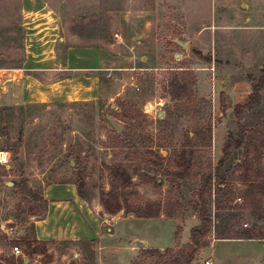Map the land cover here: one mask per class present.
<instances>
[{
	"label": "rangeland",
	"instance_id": "374dc122",
	"mask_svg": "<svg viewBox=\"0 0 264 264\" xmlns=\"http://www.w3.org/2000/svg\"><path fill=\"white\" fill-rule=\"evenodd\" d=\"M70 1L73 15L78 17L74 12L85 7H78L80 0ZM65 9L68 12L71 7ZM88 9L93 21L87 24L86 35H93L94 28H101L105 34L108 21L99 15L111 8ZM202 11L212 17L214 33L209 29L193 38L182 12L165 5L156 46L137 55L139 69L107 76L106 91L96 101L16 105V101L25 100L19 94L14 104H6L0 79V150L10 152L9 163L0 164V255L11 256L10 242L17 241L23 250L20 257L30 264H165L189 242L184 240L190 235L188 228L200 223L192 201L201 177L209 161L216 166L224 147L236 138L239 119L235 107L249 101L252 81L260 77L264 65V0H210L203 4ZM200 15L192 18L193 24L197 25ZM113 39H67L63 44L58 42L59 52L69 45L90 46ZM179 41L188 42V48ZM144 54L148 59H142ZM24 57L19 34L0 38V68L21 65ZM261 97L258 105L241 115V122L250 131L264 125V90ZM134 112L146 114L139 118H144L142 123L129 119ZM209 130L210 146L190 143L195 133L208 140ZM140 136L144 143L137 156L133 145L140 142ZM129 140L131 146L126 147ZM262 152L258 156L253 146L246 158L242 149H231L222 175L237 196L246 188L242 178L247 173L253 180L264 177ZM145 158L152 164L159 163V186L144 185L135 177L140 200L161 199L179 216L163 212L155 218H138L124 211L116 215L104 211L107 215L100 239L56 241L49 243L45 255H24L27 247L22 231L35 238L34 221L47 209V203L39 199L46 187L83 183L85 200L100 203V192L111 189L112 167L141 165L148 171L152 164L142 162ZM247 160L252 164L248 171ZM221 182L217 180L216 184ZM59 188L60 194L63 190L70 193L66 187ZM224 200L215 196L210 199L211 244L199 250L192 264H202L207 257L215 262V238L230 239L244 233L264 236V209H251L244 198L230 203ZM143 240L155 248L168 247L160 249L162 254L151 255ZM167 250L169 253L163 254Z\"/></svg>",
	"mask_w": 264,
	"mask_h": 264
},
{
	"label": "crops",
	"instance_id": "0c3cea01",
	"mask_svg": "<svg viewBox=\"0 0 264 264\" xmlns=\"http://www.w3.org/2000/svg\"><path fill=\"white\" fill-rule=\"evenodd\" d=\"M206 2L210 0H94L91 3L80 0L78 7L85 9L74 12L79 13L76 17L70 0L59 3L55 0H0V38L11 39L19 34L25 56L21 65L1 67L2 99L6 104H14V98L21 94L25 100L16 101V105L96 101L106 91L107 76L139 69L137 55L156 46L161 9L165 5L182 12L190 37L206 34L209 29L213 34L212 17L202 11ZM70 7L67 12L65 8ZM89 7L111 8L99 15L108 21L105 34L101 28H94L93 35H86L87 24L90 19L93 21ZM198 14L201 15L195 25L192 18ZM87 37L114 39L90 46L69 45L59 52L58 42L63 44L67 39ZM145 58L148 59L142 55V59ZM59 187L68 188L70 193L65 194L63 190L60 194ZM43 195L47 201L46 213L34 221L38 240L100 239L107 214L98 201H86L72 182L51 184ZM184 240L189 241L190 235ZM143 241L146 249L155 248L147 240ZM212 247L216 264H264L261 239L215 238ZM137 251H133V255Z\"/></svg>",
	"mask_w": 264,
	"mask_h": 264
},
{
	"label": "trees",
	"instance_id": "16d2710c",
	"mask_svg": "<svg viewBox=\"0 0 264 264\" xmlns=\"http://www.w3.org/2000/svg\"><path fill=\"white\" fill-rule=\"evenodd\" d=\"M264 90V65L261 69V75L258 78H254L252 81V92L249 96V101L244 105H237L235 107V114L239 119V131L231 142H228L224 147L223 156L219 159L216 166L213 165L212 161L207 164V170L201 177V185L196 191V198L192 201L193 210L199 214L200 223L192 227L190 231L189 242L179 251L177 254L171 256L168 260H165V264H192L199 250L202 248L209 247L211 244L209 234L212 232L213 227V217L210 210V199L215 196V198L220 199L222 202H232L233 200H238L244 198L245 204L255 211H262L264 209V177L260 180H253L249 174L242 178L246 183V188L242 192L241 196H237V193L224 181V176L222 171L226 162L229 159L231 149H242L245 157L247 158L250 154L251 148L254 146L258 156L263 154L264 151V125L260 126L255 130H248L247 127L241 122V115L243 111L247 108L258 105L261 102V92ZM133 116L129 117L130 120L136 118L140 123L143 119L139 118L141 116L146 117V114L142 112H134ZM145 138V137H144ZM140 142H136L133 147H135V154L140 156L141 154V144L144 143L143 136H140ZM190 143L198 144L201 146H210L212 142V131L209 130V139H205L203 135L195 133L191 138ZM131 140L127 141L126 147L131 146ZM257 143V144H255ZM182 155L185 157L186 153L183 152ZM163 159V158H162ZM142 162L148 165L152 164V161L148 158L142 160ZM249 161L246 162V170L252 169L249 166ZM252 165V164H250ZM159 163L152 164V168L148 171L141 165L132 166L127 164H117L112 167V181L111 189L109 191L102 190L100 192V203L104 211L111 215H116L121 211L125 214H132L138 218H155L159 217L163 212L170 217H177L180 214L173 212V208L169 204L165 203L163 200H144L141 201L139 198V191L134 184V178L138 177L144 185L158 187L159 182L156 178L158 173ZM241 167V165H239ZM240 169V168H239ZM260 169V168H259ZM256 176H259L258 170H256ZM222 181L216 184V181ZM78 193L82 198H86V194L83 190V183L76 184ZM47 203L44 197L39 198ZM177 206H180V202L176 200ZM35 232V226L33 225ZM27 231L24 236L26 238L25 246L26 251L24 253L28 255L32 254H43L48 251L49 243H55V240H38L36 237L31 239L27 236ZM221 238V237H218ZM231 238H253L262 239L264 236L261 234L247 235L246 233L239 236ZM11 245H17V241H11ZM148 254H162L160 249L148 248L146 251ZM167 250L163 254H167ZM25 258L20 256H5L0 255V264H30L25 262Z\"/></svg>",
	"mask_w": 264,
	"mask_h": 264
},
{
	"label": "built area",
	"instance_id": "2783aa9c",
	"mask_svg": "<svg viewBox=\"0 0 264 264\" xmlns=\"http://www.w3.org/2000/svg\"><path fill=\"white\" fill-rule=\"evenodd\" d=\"M2 77V69L0 68V79ZM10 160V152L5 150H0V164H7ZM264 242V238L261 239ZM11 255L20 256L23 255L22 248L17 244L11 246ZM202 264H216L210 257L203 260Z\"/></svg>",
	"mask_w": 264,
	"mask_h": 264
},
{
	"label": "water",
	"instance_id": "95a60500",
	"mask_svg": "<svg viewBox=\"0 0 264 264\" xmlns=\"http://www.w3.org/2000/svg\"><path fill=\"white\" fill-rule=\"evenodd\" d=\"M180 45L183 47V48H188V42H180Z\"/></svg>",
	"mask_w": 264,
	"mask_h": 264
}]
</instances>
